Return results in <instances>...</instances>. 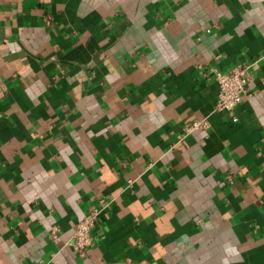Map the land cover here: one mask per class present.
<instances>
[{
  "label": "crops",
  "instance_id": "0c3cea01",
  "mask_svg": "<svg viewBox=\"0 0 264 264\" xmlns=\"http://www.w3.org/2000/svg\"><path fill=\"white\" fill-rule=\"evenodd\" d=\"M40 261L264 264V0H0V264Z\"/></svg>",
  "mask_w": 264,
  "mask_h": 264
},
{
  "label": "built area",
  "instance_id": "2783aa9c",
  "mask_svg": "<svg viewBox=\"0 0 264 264\" xmlns=\"http://www.w3.org/2000/svg\"><path fill=\"white\" fill-rule=\"evenodd\" d=\"M255 65L254 63L239 64L231 71L224 73L218 69H211L203 72L206 78L212 79L217 85V98L213 109V113H232L241 104L244 96L247 93V85L251 81L250 70ZM211 123L208 117L196 119L186 124L177 135V142H182L189 138L197 131H209ZM233 173L228 174L227 180L232 181ZM128 188H132L133 180H128ZM107 210L105 200L100 199L98 206L94 208L90 215L82 219L76 225L73 234L72 250L80 258L86 257V252L94 243L92 231L98 224L100 218ZM49 236L51 240H57L59 237V228L53 227ZM37 264H50L40 261Z\"/></svg>",
  "mask_w": 264,
  "mask_h": 264
}]
</instances>
